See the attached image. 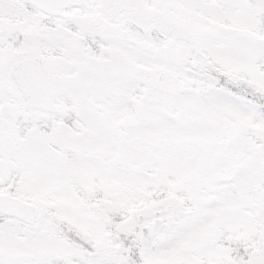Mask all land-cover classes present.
Returning <instances> with one entry per match:
<instances>
[{"label":"snow or ice","instance_id":"1","mask_svg":"<svg viewBox=\"0 0 264 264\" xmlns=\"http://www.w3.org/2000/svg\"><path fill=\"white\" fill-rule=\"evenodd\" d=\"M0 264H264V0H0Z\"/></svg>","mask_w":264,"mask_h":264}]
</instances>
